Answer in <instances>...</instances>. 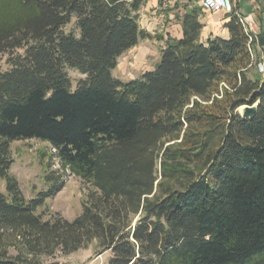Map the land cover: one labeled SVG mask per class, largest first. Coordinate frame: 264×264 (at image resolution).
I'll use <instances>...</instances> for the list:
<instances>
[{
	"label": "trees",
	"instance_id": "trees-1",
	"mask_svg": "<svg viewBox=\"0 0 264 264\" xmlns=\"http://www.w3.org/2000/svg\"><path fill=\"white\" fill-rule=\"evenodd\" d=\"M11 1L12 13L0 6V264H58L92 243L107 264H264V0L256 34L230 0L228 38L205 42L191 8L180 39L159 36L155 69L128 82L112 73L154 39L138 23L146 0ZM73 19L78 36L65 31ZM32 139L94 189L72 221L36 214L63 182L49 176L52 189L26 200L9 175L10 143Z\"/></svg>",
	"mask_w": 264,
	"mask_h": 264
},
{
	"label": "rangeland",
	"instance_id": "rangeland-1",
	"mask_svg": "<svg viewBox=\"0 0 264 264\" xmlns=\"http://www.w3.org/2000/svg\"><path fill=\"white\" fill-rule=\"evenodd\" d=\"M0 6L4 9L3 12H6L5 14L13 12L11 0H0ZM74 19L66 26L65 31L76 33L78 36ZM150 35L154 39L140 40L136 47L118 59L117 67L112 73L113 77L122 82H128L139 78L145 71L155 69L163 48V43L158 38L164 36V33L154 30L150 32ZM8 69L10 67L6 63V57H1L0 71L4 72ZM66 71L75 88L76 82L82 76L76 69L70 68ZM255 72L252 70L251 75ZM238 113L242 114L243 108H240ZM10 156L13 163L9 175L15 178L26 200L37 199L41 194L48 193L52 189L53 182L48 180L49 176H53L58 182H63L62 189L55 195L46 196L43 205L37 209L36 214H41L43 220L47 221L54 215H59L72 221L81 214L83 203L94 189L68 171L61 170L57 159L53 158V150L49 144L36 139L14 141L10 143ZM0 193L6 194L4 179H0ZM109 258V252L97 253L95 243H92L86 249L68 256L57 254L54 261L58 264H107Z\"/></svg>",
	"mask_w": 264,
	"mask_h": 264
},
{
	"label": "crops",
	"instance_id": "crops-1",
	"mask_svg": "<svg viewBox=\"0 0 264 264\" xmlns=\"http://www.w3.org/2000/svg\"><path fill=\"white\" fill-rule=\"evenodd\" d=\"M159 1L160 0H146L138 12L139 26L145 32L150 34L151 31L159 30L164 33V38L170 36L175 39H180L182 36V30L178 20L191 8L195 7L201 12V42H205L206 40L215 37L222 39L228 38V32L224 28V24L226 23L225 17L228 13H211L209 11L202 10L198 7L195 0H169V8L166 11L158 12L155 8ZM259 8L260 7L255 3V0H240L239 13L250 25V31L255 34L258 32V16L261 15L259 14Z\"/></svg>",
	"mask_w": 264,
	"mask_h": 264
},
{
	"label": "built area",
	"instance_id": "built-area-1",
	"mask_svg": "<svg viewBox=\"0 0 264 264\" xmlns=\"http://www.w3.org/2000/svg\"><path fill=\"white\" fill-rule=\"evenodd\" d=\"M198 7L202 10L209 11L211 13H231L233 6L230 0H195ZM170 6L169 0H160L156 6L158 12L166 11ZM241 24L245 27L250 25L242 18ZM258 74L264 77V62L260 61L256 64Z\"/></svg>",
	"mask_w": 264,
	"mask_h": 264
},
{
	"label": "water",
	"instance_id": "water-1",
	"mask_svg": "<svg viewBox=\"0 0 264 264\" xmlns=\"http://www.w3.org/2000/svg\"><path fill=\"white\" fill-rule=\"evenodd\" d=\"M255 110H256L255 106H253V107L245 106V107H243V113L241 114V116L243 118H250L254 115Z\"/></svg>",
	"mask_w": 264,
	"mask_h": 264
}]
</instances>
